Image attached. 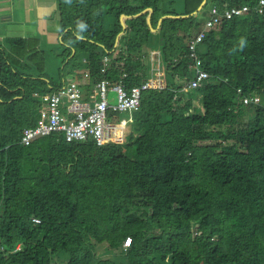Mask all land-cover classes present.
I'll list each match as a JSON object with an SVG mask.
<instances>
[{"label":"trees","instance_id":"1","mask_svg":"<svg viewBox=\"0 0 264 264\" xmlns=\"http://www.w3.org/2000/svg\"><path fill=\"white\" fill-rule=\"evenodd\" d=\"M175 1L57 0L66 44L57 69L39 36L0 39V264H264V107L237 93L264 104V14L207 31L199 52L210 77L186 94L172 78L190 74L187 42L209 9L258 0H207L200 10L204 0H184L181 12ZM148 47L152 64L163 50L168 86L143 93L127 143L62 133L21 142L43 106L35 93L81 68L94 81L126 70V85H138Z\"/></svg>","mask_w":264,"mask_h":264},{"label":"built area","instance_id":"2","mask_svg":"<svg viewBox=\"0 0 264 264\" xmlns=\"http://www.w3.org/2000/svg\"><path fill=\"white\" fill-rule=\"evenodd\" d=\"M251 9L260 15L264 14V0H258L255 5L246 3L241 6L225 8L212 6L209 9V16L201 30L192 35L187 42L191 60L190 74L176 77L174 83H177L175 87L180 89H178L179 92L188 94L192 90L202 87L210 77V73L203 66V59L199 52L200 44L207 31L223 21L248 14ZM84 62H87V59H84ZM146 66V76L138 85H126V70H123L122 76L118 80L104 77L94 81L91 71L86 68L81 71L82 77L73 76L69 80L64 78L63 83L52 88L51 91L44 94L35 93L41 97L43 106L38 110L35 125L24 130L21 142L28 145L39 137L62 133L68 142L91 140L98 145L109 142L126 143L123 115L127 111L140 110L145 91L162 90L168 86L164 57L160 64L152 65L149 56ZM109 69H111V58L105 56L101 72L106 74ZM143 71L140 69L138 74L142 75ZM83 87L88 88L85 96L82 92ZM109 92L116 93V103H111ZM237 93L244 104L264 107L261 95L244 96L240 88L237 89ZM120 115L122 117L119 120L118 116ZM34 221L41 222L39 218H34ZM130 241L131 238H127L125 246H128Z\"/></svg>","mask_w":264,"mask_h":264},{"label":"rangeland","instance_id":"3","mask_svg":"<svg viewBox=\"0 0 264 264\" xmlns=\"http://www.w3.org/2000/svg\"><path fill=\"white\" fill-rule=\"evenodd\" d=\"M176 2V7L173 5H171L170 6V9L171 10H174V7L176 8V9H179L178 11H183L184 10V8H183V6H184V0H176L175 1ZM6 3H8V5L7 6H11V7H13V9H15V11H17V13H15V12H12L13 14L12 15H14V17L13 18H8V19H6V20H0V34L2 35V36H4V37H7V36H9L8 35V29H9V27L7 28V23H9L8 21L10 20V21H15L16 23H14V24H21V23H24V21H26V20H28V17L26 16V14L24 15V13H25V8H26V6H25V1L24 0H10V1H7ZM207 4H209V2L207 3ZM151 12V11H150ZM152 13V12H151ZM9 15H11V14H9L8 13V15L7 16H9ZM16 16V17H15ZM179 16H183V15H179ZM32 17V16H31ZM55 17H57V14L55 15ZM18 19H23L22 21H19V22H21V23H18ZM17 20V21H16ZM47 20L48 21H51V18H49V17H47ZM38 23V22H37ZM44 23V22H43ZM25 24V23H24ZM29 24V23H28ZM25 25V26H23V27H17V28H19V29H24V31L26 32V33H28L27 35L28 36H30V34L31 33H34V34H36V35H34V36H39V38H41V40H42V42L43 43H45L46 44V59L47 60H50V62H54V68L55 69H57V67H58V63H60V61H61V58H62V54H61V51L63 50V46L62 45H66L65 44V41H63V39H62V37L61 38H59V39H57V41H54V42H50V38H49V35L47 34V33H43V32H41V30L42 29H40V27H39V25H37V24H35L34 23V26H30V25ZM158 27V26H157ZM11 29H13V27H11L10 28V30ZM159 29H160V27L159 28H157V30H155V31H159ZM153 30V29H152ZM4 32L6 33V35H4ZM12 32H14V31H12ZM26 35V34H25ZM26 35V36H27ZM4 37H1L0 36V39H2V38H4ZM66 40H67V38H66ZM69 41H70V39H69ZM160 48H158V47H156V50L155 51H158ZM149 48L147 49V53H145L143 56H141V61L144 63V64H146V62H147V60L149 61V56H150V52H149ZM153 53V52H152ZM158 53V52H157ZM61 54V55H60ZM154 54H155V56H154V59H155V57H156V60H154V62H156V64H152V65H158V64H160V59H157V56H156V52H154ZM163 57H164V54H163ZM150 62H151V60H150ZM70 66H71V64H69V66L67 65L66 66V69H68V68H70ZM82 69L83 68H81V69H76L75 70V74L77 73L78 75H81V71H82ZM84 70H85V68H84ZM54 72H56L57 70H53ZM64 71V70H63ZM166 74H167V71H166ZM75 77V75H67L66 76V79L67 80H69L71 77ZM167 77H169L168 76V74H167ZM172 80L173 81H175L176 80V78H172ZM55 83V82H54ZM87 91H88V88L87 87H83L82 88V92H83V96H85L86 94H87ZM192 91H194V90H192ZM191 91V92H192ZM109 94H110V100H111V103H116L117 102V100H116V93H114V92H109ZM198 106L200 107V104H199V101H198V99H197V96L195 97V100H194V108L196 109V108H198ZM201 108V107H200ZM141 110V109H140ZM141 112H143V110H141ZM127 115V113H125L124 115H123V117L124 116H126ZM121 115L120 116H118V119L120 120L121 119ZM117 119V117H116V120H118ZM143 122V121H142ZM147 124V123H146ZM130 127H131V125H127L125 128L127 129L128 128V132H129V130H130ZM147 127H149V124H147V126H146V128H144V130H143V132H142V134L139 136V137H141L142 135H144L145 134V130L147 129ZM126 129H125V133H127V131H126ZM127 143V142H126ZM108 255H111L110 253H107V254H105V256H108Z\"/></svg>","mask_w":264,"mask_h":264},{"label":"crops","instance_id":"4","mask_svg":"<svg viewBox=\"0 0 264 264\" xmlns=\"http://www.w3.org/2000/svg\"><path fill=\"white\" fill-rule=\"evenodd\" d=\"M7 1H10V0H0V20H6L8 18H13L14 15H12L13 14L12 12L17 13V11H15V9H13V7L7 6L8 5V3H6ZM24 1H25V6H26L24 15L26 14V16L28 17V20L24 21L25 24L19 22V21H22L23 19H18V23H21V24H14V23H16L15 21L9 20L8 21L9 23H7V28L9 27V29H8V35L9 36H23V37H25L28 33H26L24 31V29H19L17 27H23V26L27 25L28 23H29L28 25L34 26V23H35V24L39 25L40 29H42L41 32L47 33L49 35L50 42L57 41V39L62 37V35L59 33V26L57 23V19L55 17L56 9H57V0H24ZM206 1L207 0H205V2ZM205 2H204V4H205ZM203 5L199 8V10L203 7ZM151 12H153V11H151ZM8 13L11 15L7 16ZM168 16H174V15L170 14ZM47 17L51 18V21H48ZM148 18H149L148 19L149 24L151 25L150 16ZM162 20H163V17H161L159 19L157 28H159L161 26ZM11 27H13V29L10 30ZM123 27L125 28L126 26H123ZM157 28H156V30H157ZM12 31H14V32H12ZM4 35H6L5 32H4ZM32 35H36V34L31 33L30 36H32ZM0 36L4 37L1 34H0ZM119 36H120V34L118 35V37L116 39V45L118 44ZM148 48L151 50L152 47H148ZM161 52H162V54H164L163 50H161ZM162 58L163 57H161V59Z\"/></svg>","mask_w":264,"mask_h":264},{"label":"bare ground","instance_id":"5","mask_svg":"<svg viewBox=\"0 0 264 264\" xmlns=\"http://www.w3.org/2000/svg\"><path fill=\"white\" fill-rule=\"evenodd\" d=\"M137 111V110H136ZM134 112L135 111H127V115L124 116V119H123V125L126 127L127 125H130L131 122L133 121V116H134ZM128 130V128L126 129V131ZM127 135V133H125V136Z\"/></svg>","mask_w":264,"mask_h":264},{"label":"water","instance_id":"6","mask_svg":"<svg viewBox=\"0 0 264 264\" xmlns=\"http://www.w3.org/2000/svg\"><path fill=\"white\" fill-rule=\"evenodd\" d=\"M204 2H205V0L202 2L201 6L204 4ZM201 6H200V7H201ZM200 7H199V8H200ZM148 10L153 11V8H151V7L146 8V9H144L143 11H141L140 13H138L137 15L143 14V13H145V12L148 11ZM183 16H187V15H183ZM125 17H127V15H125V14H122L121 17H120V19H121V23H122L123 26H125V22H124V18H125ZM148 19H149V18H148ZM155 30H156V29H155Z\"/></svg>","mask_w":264,"mask_h":264},{"label":"clouds","instance_id":"7","mask_svg":"<svg viewBox=\"0 0 264 264\" xmlns=\"http://www.w3.org/2000/svg\"><path fill=\"white\" fill-rule=\"evenodd\" d=\"M85 69H86V68H85ZM82 70H84V68H83ZM81 77H82V76H81ZM128 238H130V237H128ZM126 240H127V239H126ZM126 240H125V242H126ZM125 242H124V246H125ZM130 244H131V241H130ZM130 244H129V245H130ZM129 245H128V246H129ZM125 247H127V246H125Z\"/></svg>","mask_w":264,"mask_h":264}]
</instances>
